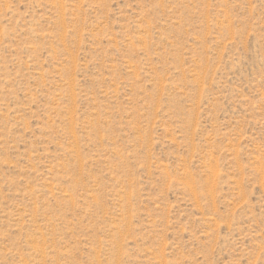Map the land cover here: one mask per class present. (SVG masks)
<instances>
[{
  "label": "rangeland",
  "instance_id": "obj_1",
  "mask_svg": "<svg viewBox=\"0 0 264 264\" xmlns=\"http://www.w3.org/2000/svg\"><path fill=\"white\" fill-rule=\"evenodd\" d=\"M0 264H264V0H0Z\"/></svg>",
  "mask_w": 264,
  "mask_h": 264
}]
</instances>
